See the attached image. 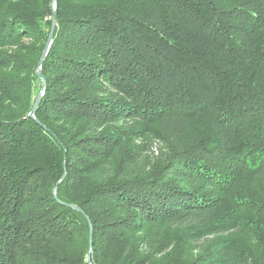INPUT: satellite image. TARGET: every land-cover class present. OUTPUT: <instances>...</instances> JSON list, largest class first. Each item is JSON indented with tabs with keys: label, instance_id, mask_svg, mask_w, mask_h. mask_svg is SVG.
<instances>
[{
	"label": "trees",
	"instance_id": "obj_1",
	"mask_svg": "<svg viewBox=\"0 0 264 264\" xmlns=\"http://www.w3.org/2000/svg\"><path fill=\"white\" fill-rule=\"evenodd\" d=\"M56 4L33 119L53 0H0V264H264V0Z\"/></svg>",
	"mask_w": 264,
	"mask_h": 264
},
{
	"label": "water",
	"instance_id": "obj_2",
	"mask_svg": "<svg viewBox=\"0 0 264 264\" xmlns=\"http://www.w3.org/2000/svg\"><path fill=\"white\" fill-rule=\"evenodd\" d=\"M56 0H53V15H52V27H51V31H50V35H49V39H48V43L45 47V50L42 54V57L38 63V66L36 68V77H38L41 82H42V85H41V89H40V92L36 98V101L34 103V106L31 110V112L28 114L27 118H33V119H36V114H37V111H38V108L42 102V99L45 95V91L47 89V81L44 77V74H43V70H42V66L44 64V61L46 59V57L48 56L49 52H50V49L53 45V38H54V34H55V31H56V28L58 26V23H57V19H56V16H57V6H56ZM65 178V176L63 177V179ZM62 179V180H63ZM76 210L78 211H81L79 208L77 207H74Z\"/></svg>",
	"mask_w": 264,
	"mask_h": 264
},
{
	"label": "rangeland",
	"instance_id": "obj_3",
	"mask_svg": "<svg viewBox=\"0 0 264 264\" xmlns=\"http://www.w3.org/2000/svg\"><path fill=\"white\" fill-rule=\"evenodd\" d=\"M57 6V5H56ZM57 29V28H56ZM54 39V38H53ZM48 43V42H47ZM47 45V44H46ZM45 50V49H44ZM44 52V51H43ZM35 73H36V71H35ZM46 79V78H45ZM160 145H162V143H159ZM160 145H158V146H160ZM159 150V149H158ZM157 155H158V152H155V154H154V156L155 157H157ZM80 209V208H79ZM92 252H93V247H92V245H91V248H90V255L88 256V257H92Z\"/></svg>",
	"mask_w": 264,
	"mask_h": 264
}]
</instances>
